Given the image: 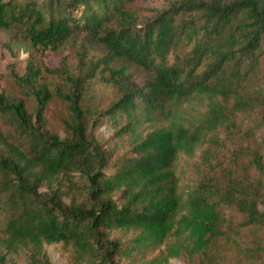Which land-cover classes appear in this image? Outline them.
<instances>
[{
    "label": "trees",
    "instance_id": "trees-1",
    "mask_svg": "<svg viewBox=\"0 0 264 264\" xmlns=\"http://www.w3.org/2000/svg\"><path fill=\"white\" fill-rule=\"evenodd\" d=\"M136 1L0 0L2 45L28 52L16 92L0 72V264H53L58 242L75 264H264V0H164L146 15ZM98 80L115 90L105 107L87 96ZM55 94L65 136L47 121Z\"/></svg>",
    "mask_w": 264,
    "mask_h": 264
},
{
    "label": "rangeland",
    "instance_id": "rangeland-1",
    "mask_svg": "<svg viewBox=\"0 0 264 264\" xmlns=\"http://www.w3.org/2000/svg\"><path fill=\"white\" fill-rule=\"evenodd\" d=\"M164 0H137L135 5L138 8L139 12L142 15L150 14L155 8L164 6ZM10 31L0 29V72L3 73V85L10 92H16L18 90L16 85V80L11 75V69L15 68L16 71L20 73L23 72V60L27 57L28 52L26 50L25 43L18 41H12V45L15 46V51L18 52L19 56L16 58L12 52L2 45V42L5 40L12 39L10 36ZM84 33H81L76 37V39L70 44V48L66 51L69 53V69L72 71H77L76 65L78 63V50L83 43ZM88 56L90 58H98L104 53V47L97 42H90L88 44ZM61 61V56H52L49 60V64L52 67H56ZM262 66L264 69V59L262 61ZM264 80V77L262 78ZM50 83L54 92L58 88L66 87L65 79L59 75H51ZM115 95V90L103 84L102 82L95 81L89 88H87V96L91 99L94 105L105 107L109 101ZM197 102V101H194ZM31 108L34 107V100L30 102ZM260 113H250V114H240L238 119L239 133L246 129L250 124L259 116ZM47 121L49 126L52 129L57 130L62 136L66 135V126L65 121L68 119L67 107L63 102L62 98L55 94L53 100L50 102L47 110ZM112 127L109 122H105L98 129L97 133H106L111 134ZM264 129L257 133V138H261ZM224 154H230V151L227 150ZM246 158V157H245ZM256 172V171H255ZM259 175L258 172H256ZM245 234L248 235L251 233L250 229L244 230ZM46 248L50 254L51 261L53 264H75L72 262L73 249L71 245H67L64 242L58 243H47ZM25 254L22 253L18 257L19 262H25ZM125 262H123L124 264ZM170 264H195L194 261L184 259L182 257H173L170 259Z\"/></svg>",
    "mask_w": 264,
    "mask_h": 264
}]
</instances>
